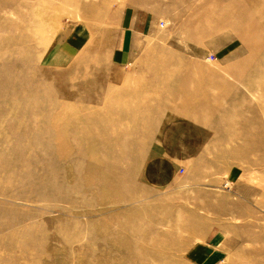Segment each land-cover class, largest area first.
Segmentation results:
<instances>
[{"label":"rangeland","instance_id":"rangeland-1","mask_svg":"<svg viewBox=\"0 0 264 264\" xmlns=\"http://www.w3.org/2000/svg\"><path fill=\"white\" fill-rule=\"evenodd\" d=\"M42 1L0 0V264H264V0Z\"/></svg>","mask_w":264,"mask_h":264},{"label":"crops","instance_id":"crops-1","mask_svg":"<svg viewBox=\"0 0 264 264\" xmlns=\"http://www.w3.org/2000/svg\"><path fill=\"white\" fill-rule=\"evenodd\" d=\"M125 18L126 17L124 15L123 16V19H124V21H128L129 22V25H125V28L123 29V31H121V33L118 32V34L120 33L119 35H121V34H124L125 35L124 39L126 40L125 43L127 44V41L129 39H131L132 37H135L134 36L135 33L145 32L147 30V28H145L146 26H144L143 29L142 28H138V25L136 23V19H137L136 18V15L129 16L127 18V20ZM139 26H140V24H139ZM125 49H127V50H125L124 53H119L121 51L120 49H117L116 50V57H117V59H115V60H116V63L117 64H120L121 65V64L125 63V61H128V59L124 55H125V53H127V52L130 51V48L127 45ZM237 241H238V239H237Z\"/></svg>","mask_w":264,"mask_h":264},{"label":"bare ground","instance_id":"bare-ground-1","mask_svg":"<svg viewBox=\"0 0 264 264\" xmlns=\"http://www.w3.org/2000/svg\"><path fill=\"white\" fill-rule=\"evenodd\" d=\"M38 1H40V2H44V1H42V0H38ZM48 1H51V0H48ZM260 2V1H259ZM46 3V2H45ZM44 3V4H45ZM263 7H264V5H263ZM255 8V7H254ZM258 10V9H257ZM256 13H257V11H256ZM27 18V17H26ZM26 20H28V19H26ZM262 20V19H261ZM262 21H264V20H262ZM27 23V22H26ZM222 23V22H221ZM258 23H259V21H258ZM257 23V24H258ZM24 26V23H23V25H22V27ZM17 27H19V25H17ZM256 27V26H255ZM254 27V28H255ZM257 27H259L260 28V26L258 25ZM28 37H27V35L26 34H20V33H18V34H16V35H13L10 39H9V41L11 42V44H14L15 46L17 45V44H19V43H21L22 41H26V39H27ZM28 40V39H27ZM19 53H21V52H19ZM257 68V67H256ZM263 80H264V78H263ZM264 82V81H263ZM5 83V81H4V79H2V80H0V88L3 86V84ZM32 94V93H31ZM88 95V94H87ZM264 105V104H263ZM32 122V121H31ZM32 124V123H31ZM35 141L36 142H38L39 143V141H38V139H35ZM193 217V216H192ZM177 227V226H176ZM180 228V227H179ZM185 228V227H184ZM181 229V228H180ZM190 232V231H189ZM163 237V236H162ZM165 239V238H164ZM166 240V239H165ZM152 241V240H151ZM166 243V242H165ZM160 244V243H159ZM159 246V245H158Z\"/></svg>","mask_w":264,"mask_h":264}]
</instances>
